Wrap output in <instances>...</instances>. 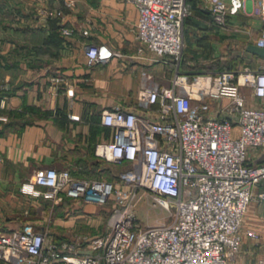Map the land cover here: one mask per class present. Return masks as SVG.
Returning <instances> with one entry per match:
<instances>
[{
    "label": "built area",
    "instance_id": "2783aa9c",
    "mask_svg": "<svg viewBox=\"0 0 264 264\" xmlns=\"http://www.w3.org/2000/svg\"><path fill=\"white\" fill-rule=\"evenodd\" d=\"M137 4L138 50L175 64L171 82L159 83L144 69L137 92L142 111L106 107L101 122L112 134L95 144L96 154L129 166L112 179L74 176L69 168H37L19 189L42 200L73 199L111 206L107 227L79 240L47 238L42 229L0 231V257L14 264H228L241 250L244 215L252 199L264 202V107L247 103L245 87L264 96V69L181 70L186 0H129ZM213 22L224 25L252 2L264 19V0H205ZM72 4V0L66 1ZM64 15L61 7L46 10ZM66 34L71 28L63 27ZM86 33L87 30H84ZM264 45V33L258 40ZM116 54L107 43H89L87 63ZM209 97H227L226 116L208 114ZM238 128L235 132L234 129ZM173 214L172 221L142 225L137 188ZM84 242V241H83ZM264 264V258L255 263Z\"/></svg>",
    "mask_w": 264,
    "mask_h": 264
},
{
    "label": "crops",
    "instance_id": "0c3cea01",
    "mask_svg": "<svg viewBox=\"0 0 264 264\" xmlns=\"http://www.w3.org/2000/svg\"><path fill=\"white\" fill-rule=\"evenodd\" d=\"M66 1L0 0V231H12L32 221L48 239L58 241H74L64 235L65 219L43 224L44 218L35 214L43 212L41 199L22 193L21 183L37 168L46 166L69 168L74 176L87 178L110 177L99 172L108 165L129 166L126 160H102L96 154L95 143L112 134V129L101 122V111L114 106L142 111L136 97L142 71L146 69L159 83L168 85L175 65L172 60L153 58L154 53L146 48L139 52L142 43L136 35L137 4L129 0H72L68 5ZM201 1L202 8L210 13L207 2ZM57 6L64 15L47 14V9ZM229 16L226 24H217L218 32L210 29V16L203 18L202 32L212 56L215 38L227 33L225 29L234 17L243 26L239 37L243 47L247 42H258L264 33V19L249 8ZM51 17L58 18L62 38L57 56L53 53ZM63 27L72 32L64 33ZM104 42L116 54L89 65L87 46ZM245 49L249 62L243 61V69L264 68V56ZM245 93L249 105L264 107V96L255 95L251 87H245ZM208 100L209 115L226 116L221 107L228 102L227 97ZM63 199L71 197L65 195ZM27 209H31L30 214ZM244 217V231L252 228L258 235L243 232L241 250L228 264H251L264 258V202L252 199ZM0 264L14 263L0 257Z\"/></svg>",
    "mask_w": 264,
    "mask_h": 264
},
{
    "label": "rangeland",
    "instance_id": "374dc122",
    "mask_svg": "<svg viewBox=\"0 0 264 264\" xmlns=\"http://www.w3.org/2000/svg\"><path fill=\"white\" fill-rule=\"evenodd\" d=\"M191 8H192V15L194 14V7L186 0ZM201 4V0L199 1ZM254 4V3H253ZM252 2H249L248 6L245 8L252 9L253 7ZM54 8V7H52ZM242 13H245V10H243ZM189 19V17H188ZM186 20L185 26H184V33H185V45L184 50L182 53V59H181V70L189 69L192 72L191 73H198V71H204L207 70L206 68H203L201 65L207 63L211 60V52L212 48L211 46H206V44L202 41H197V43L194 45V48L192 52L190 50L188 51L189 46H187V36L190 33V31L193 29V26H195L192 22L190 23V20ZM230 25L227 29H225V32L227 33H221L220 35H217L215 38V56L220 57L222 63L225 65L221 67L220 69H226L230 65L228 64L229 61H235L237 63H241L242 60H246V62H249L248 60V53L244 45H241L242 41L240 40V30L243 28L242 24L235 19V17L230 20ZM245 25V24H243ZM196 31L198 30V35L201 36L205 32H202V29H199L198 25L195 26ZM217 31V30H216ZM218 32V31H217ZM262 32V31H260ZM203 38V36H202ZM219 40V41H218ZM191 49V50H192ZM187 52H190L191 55L194 57L192 59L187 58L185 63L187 62L191 64V67L185 66L183 60L186 57ZM195 52V54L193 53ZM154 53V52H153ZM153 58H161L160 56L156 55L155 53L152 55ZM165 60H172L170 55L163 56ZM227 64V65H226ZM229 65V66H228ZM236 67V65H234ZM243 66H241V70H243ZM253 67L251 64L249 65ZM175 68V65H174ZM262 68V67H261ZM264 69V68H263ZM237 127L234 129V131H237ZM128 167L127 164L120 165L113 167L112 166V172L110 177L101 176L107 179L115 178V174L117 172H120L121 170H124V168ZM137 199L135 202V213L137 220L142 225H150V224H157V223H164V222H170L172 221L173 214L168 213L165 211L159 204H155L153 202V196L154 194L149 189H146L144 187L137 188ZM40 206L43 208V212H37L35 213L38 216H42L44 218L43 224H54L53 222L56 219H59L61 221H64L65 224H62L63 230L65 229V237L70 238L71 240H79L82 242L80 244L79 248L87 249V242L86 240L95 235V233H99L103 231L107 225H108V218L110 216L111 206L109 202L106 203H99V202H91V201H84L81 199H70L65 200L63 199L61 202L57 203L50 200H40ZM19 211V209H18ZM22 212H24L21 209ZM22 212H19L20 214ZM31 209H27V213L30 214ZM22 215V214H21ZM23 216V215H22ZM67 219H70L71 222L66 223ZM30 221V220H29ZM32 226V229H40L34 222H24L23 224L17 226L19 228H25L26 226ZM16 230V229H15ZM84 241V242H83Z\"/></svg>",
    "mask_w": 264,
    "mask_h": 264
},
{
    "label": "trees",
    "instance_id": "16d2710c",
    "mask_svg": "<svg viewBox=\"0 0 264 264\" xmlns=\"http://www.w3.org/2000/svg\"><path fill=\"white\" fill-rule=\"evenodd\" d=\"M188 1L191 2V4L193 5L195 12H194L193 15H192V13L189 14L186 18L188 19V17H189L188 20H190V23L192 22L195 26L198 25V27H200L199 29L205 28V22L206 21L203 18H209V16L211 17V13H207L202 8L203 1H201L202 2L201 4L199 3L200 0H188ZM57 19L58 18H56V17H51V19H50L51 22H53V25H54V32L52 34V37H53L52 43L54 45L53 53H55L56 56L58 55V47H59V45L61 43V39H62L60 37L59 31L57 30V28L59 26V24L57 22ZM211 19H212V17H211ZM212 22H213V19H212ZM195 26H193V29L188 34L187 40H186L187 46H189V48H190V49H188V51L190 50V52H192L193 49H195L194 48V45L199 40L201 42L203 41L206 44V46H209L208 43L206 42V37L203 34L201 36H199L198 33H197L198 30L196 31V27ZM210 29L213 30V31H215V30L218 29V25L213 22V24L210 26ZM202 36H203V38H202ZM243 44L244 43H241V45H243ZM190 52H187L186 57L183 60L185 66H187V67H191V64H189L188 62H187V64L185 63V61L187 60V58L189 60V58L192 59L194 57L193 55L190 54ZM193 53L195 54V52H193ZM210 58H211L210 61H208L207 63L201 65L203 68H206V69L207 68L208 69L209 68H214V67L221 68V67H223L225 65L224 63L221 62V60L219 59L220 57H218V56L213 55ZM243 61L244 60H242L241 63H237L235 61H229L228 64L230 66L229 65L228 66L230 68H236V69H238V68H240L243 65V63H244ZM234 65H236V67ZM101 159L102 160H105L103 158H101ZM101 171H104L108 176L111 175V173H113L112 172V166L111 165H108L107 167H104L103 169H99V172H101Z\"/></svg>",
    "mask_w": 264,
    "mask_h": 264
},
{
    "label": "water",
    "instance_id": "95a60500",
    "mask_svg": "<svg viewBox=\"0 0 264 264\" xmlns=\"http://www.w3.org/2000/svg\"><path fill=\"white\" fill-rule=\"evenodd\" d=\"M245 47L251 52L264 56V45H258L257 42L250 41L245 44Z\"/></svg>",
    "mask_w": 264,
    "mask_h": 264
}]
</instances>
